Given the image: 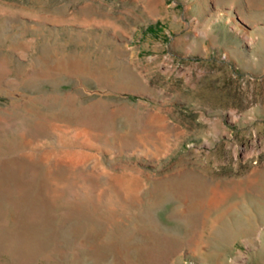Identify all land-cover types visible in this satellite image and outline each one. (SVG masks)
I'll use <instances>...</instances> for the list:
<instances>
[{
  "label": "rangeland",
  "instance_id": "rangeland-1",
  "mask_svg": "<svg viewBox=\"0 0 264 264\" xmlns=\"http://www.w3.org/2000/svg\"><path fill=\"white\" fill-rule=\"evenodd\" d=\"M0 264H264V0H0Z\"/></svg>",
  "mask_w": 264,
  "mask_h": 264
},
{
  "label": "bare ground",
  "instance_id": "bare-ground-1",
  "mask_svg": "<svg viewBox=\"0 0 264 264\" xmlns=\"http://www.w3.org/2000/svg\"><path fill=\"white\" fill-rule=\"evenodd\" d=\"M39 114V113H38ZM77 130V129H76ZM25 134V132H24ZM74 134V133H73ZM76 136L79 135H83V137L85 136L86 139H89L91 136V131L88 128H82L80 130H77V132L75 133ZM74 137V136H73ZM81 137V136H80ZM64 152V151H63ZM86 152H78V151H69L67 152L65 155H62L61 160L69 162V163H73L75 165L80 164L81 162H83L86 159ZM61 155V154H60ZM59 157V155H58ZM29 161L33 162L32 159L30 158ZM129 179V178H128ZM127 179V180H128ZM131 179V178H130ZM124 180V179H123ZM121 181V180H120ZM125 181V180H124ZM133 182V181H132ZM128 181V188L129 189H133L135 186H133V183ZM127 183V182H126ZM130 192V191H129ZM187 193V192H186ZM191 193V192H190ZM223 195L222 191L216 189L214 191V196L211 199V202L213 204L219 203L221 200V196ZM190 197V196H189ZM192 197V195H191ZM211 197V196H210ZM210 204V203H209ZM202 206V205H201ZM210 206V205H209ZM205 207V206H204Z\"/></svg>",
  "mask_w": 264,
  "mask_h": 264
}]
</instances>
